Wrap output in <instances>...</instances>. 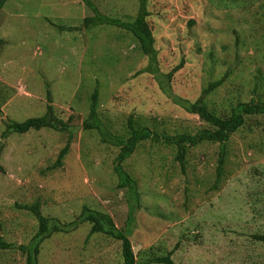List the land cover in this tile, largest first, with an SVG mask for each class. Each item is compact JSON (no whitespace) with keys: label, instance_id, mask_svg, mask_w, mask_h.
Instances as JSON below:
<instances>
[{"label":"rangeland","instance_id":"obj_1","mask_svg":"<svg viewBox=\"0 0 264 264\" xmlns=\"http://www.w3.org/2000/svg\"><path fill=\"white\" fill-rule=\"evenodd\" d=\"M89 1L101 13L123 19L139 11V0ZM90 4L8 0L0 8V88L8 94L0 115V236L15 245L0 248V264H26L18 246L30 244L38 231L34 214L19 204L39 199L44 216L65 223L88 205L125 226L130 205L114 172L119 148L83 125L96 88L99 113L114 133L126 135L129 118L168 135L195 134L207 126L145 71L149 59L130 32L84 26L94 15ZM148 8L159 72L166 75L182 64L171 83L162 77L165 89L195 101L229 72L205 97L209 107L222 115L238 100L264 99V0H149ZM49 90L55 114L75 131L57 168L67 133L31 129L2 139L8 121L47 112ZM227 148L217 188L219 143L190 148L185 170L176 147L151 140L124 162L141 192L131 237L139 260L172 251L177 264L264 263V243L254 238L264 233V116L248 119ZM90 230L85 222L69 233H54L40 244L38 264H123L121 242L102 234L89 237Z\"/></svg>","mask_w":264,"mask_h":264},{"label":"trees","instance_id":"obj_2","mask_svg":"<svg viewBox=\"0 0 264 264\" xmlns=\"http://www.w3.org/2000/svg\"><path fill=\"white\" fill-rule=\"evenodd\" d=\"M7 1L8 0H0V8H3ZM86 1L90 4L89 0ZM148 4L149 0H139V11L135 18L129 20L103 14L95 6L90 4L94 10V15L84 19V26L89 28L107 25L130 32L137 39L142 52L149 59V65L145 71L155 74L154 78L160 83L163 91L165 93L167 92L175 104L181 106L191 114L198 115L207 126L200 129L195 134L183 132L175 135H168L166 133L160 134L159 132H153L152 129L146 125L137 122L133 118H129L127 123V134L114 133L102 120L99 113V92L96 88L92 94L90 112L88 117L84 120L83 125L87 130H96L102 142L119 148V153L114 164V172L119 180L118 188L125 189L127 202L130 205L126 224L124 227L120 228L116 225L111 214L93 209L88 205H83L81 213L75 221L65 223L55 217L44 216L42 213V203L39 199L31 204H19L18 206H20V208L31 211L38 221V231L32 238L30 244H21L18 246L19 249L27 255L26 264H38L37 255L39 253V246L44 240L50 238L54 233H69L71 229L74 228V225L78 226L85 222L91 225L89 237L94 234H102L121 242L123 264H141L143 262L145 264H177L173 259L172 251L161 254L156 253L153 257L143 262L138 259L134 251L131 237L136 223L134 212H136L137 208L141 207L142 203L141 192L136 178L125 170L124 162L137 150L141 142L151 140L155 143H163L167 146L176 147V159L181 163L183 170H185V158L190 148L197 147L204 142L219 143L220 151L216 180L213 186V188H217L222 182L225 174V164L228 154L227 143L231 136L244 127L248 119L264 116V99H256L255 97H252L248 101L238 100L228 113L222 115L214 108L209 107L205 101V97L226 82L229 72H226L221 78L211 81L203 90V95L195 101L181 98L174 95L170 89H165L166 87H164L165 83L162 77L165 76L167 82L171 83L173 73L179 70L182 64L178 65L173 71L166 75L159 72L158 50L155 47L153 29L148 21V17L150 16ZM0 43L3 44L4 42L0 39ZM253 92L255 94V91ZM7 96L0 88V115L3 113L2 103L6 101ZM42 128L53 129L68 134V140L61 149L58 159L54 164V168L63 166V161L70 152L75 131L70 121H65L55 114L50 90L48 91L47 112L42 116L31 117L21 122L13 120L8 121L2 134V139H7L12 133H26L31 129L40 130ZM3 147L4 142L0 140V156ZM254 238L264 243V233L255 234ZM14 247V244L5 242L3 237L0 236L1 249L7 250Z\"/></svg>","mask_w":264,"mask_h":264}]
</instances>
